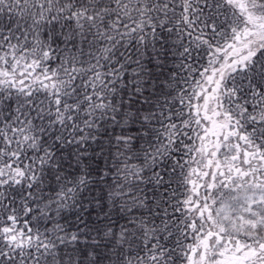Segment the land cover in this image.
<instances>
[{
    "label": "snow or ice",
    "instance_id": "6c2138e0",
    "mask_svg": "<svg viewBox=\"0 0 264 264\" xmlns=\"http://www.w3.org/2000/svg\"><path fill=\"white\" fill-rule=\"evenodd\" d=\"M0 264H264V0H0Z\"/></svg>",
    "mask_w": 264,
    "mask_h": 264
}]
</instances>
